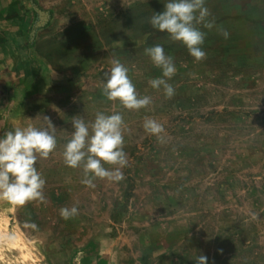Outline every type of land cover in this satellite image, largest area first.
I'll use <instances>...</instances> for the list:
<instances>
[{
	"label": "rangeland",
	"instance_id": "rangeland-1",
	"mask_svg": "<svg viewBox=\"0 0 264 264\" xmlns=\"http://www.w3.org/2000/svg\"><path fill=\"white\" fill-rule=\"evenodd\" d=\"M165 2L0 0V136L47 116L57 138L37 161L44 200H0V264H264V0H205L199 62L151 28ZM155 44L176 64L170 99L148 84L161 75L144 54ZM117 58L146 108L102 96ZM98 111L122 114L128 163L121 181L90 187L62 151L72 118Z\"/></svg>",
	"mask_w": 264,
	"mask_h": 264
},
{
	"label": "clouds",
	"instance_id": "clouds-1",
	"mask_svg": "<svg viewBox=\"0 0 264 264\" xmlns=\"http://www.w3.org/2000/svg\"><path fill=\"white\" fill-rule=\"evenodd\" d=\"M210 13L205 0H166L164 10L154 13L149 19L151 28L165 33L175 42L181 43L189 55L199 62L206 52L203 28L211 29ZM223 35L227 38L228 33ZM144 54L160 70L159 77L151 78L148 84L154 90H162L165 98H172L175 89L169 80L176 74L174 58L167 55L162 44L145 47ZM110 71L105 73L101 94L109 102H116L126 110H140L152 102L150 96H141L129 76V69L117 58L111 62ZM45 127L21 126L0 136V200L12 205L23 206L30 201L44 200L46 180L38 170V159H47L57 148L56 128L49 117L44 116ZM70 139L63 145L62 158L66 167L82 169L81 183L94 186L97 179L119 182L121 169L127 166L124 151V120L120 112L106 114L98 111L94 120L86 121L83 116L71 120ZM146 133L160 137L162 124L146 118L143 124ZM109 165L110 167H105ZM78 214V208H61L60 215L70 219ZM194 264H208L206 255H197Z\"/></svg>",
	"mask_w": 264,
	"mask_h": 264
},
{
	"label": "crops",
	"instance_id": "crops-1",
	"mask_svg": "<svg viewBox=\"0 0 264 264\" xmlns=\"http://www.w3.org/2000/svg\"><path fill=\"white\" fill-rule=\"evenodd\" d=\"M205 31V30H204Z\"/></svg>",
	"mask_w": 264,
	"mask_h": 264
}]
</instances>
